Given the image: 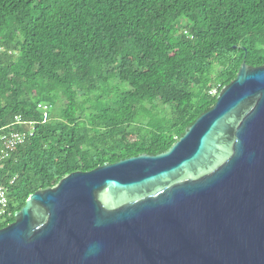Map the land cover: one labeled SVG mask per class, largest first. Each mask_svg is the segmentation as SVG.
<instances>
[{
  "label": "trees",
  "instance_id": "16d2710c",
  "mask_svg": "<svg viewBox=\"0 0 264 264\" xmlns=\"http://www.w3.org/2000/svg\"><path fill=\"white\" fill-rule=\"evenodd\" d=\"M243 62L264 67V0H0V134L33 128L0 230L72 173L167 151Z\"/></svg>",
  "mask_w": 264,
  "mask_h": 264
},
{
  "label": "water",
  "instance_id": "95a60500",
  "mask_svg": "<svg viewBox=\"0 0 264 264\" xmlns=\"http://www.w3.org/2000/svg\"><path fill=\"white\" fill-rule=\"evenodd\" d=\"M0 264H264V67L243 62L167 151L31 194Z\"/></svg>",
  "mask_w": 264,
  "mask_h": 264
},
{
  "label": "built area",
  "instance_id": "2783aa9c",
  "mask_svg": "<svg viewBox=\"0 0 264 264\" xmlns=\"http://www.w3.org/2000/svg\"><path fill=\"white\" fill-rule=\"evenodd\" d=\"M210 94L215 96L217 91L212 90ZM38 108L46 111L49 109V106L40 104ZM14 125H19L21 129L0 134V164L8 158L16 147L24 144L33 135L32 125L30 123L21 122L19 117L15 119ZM7 210L8 201L5 195V189L0 185V218L7 213Z\"/></svg>",
  "mask_w": 264,
  "mask_h": 264
},
{
  "label": "rangeland",
  "instance_id": "374dc122",
  "mask_svg": "<svg viewBox=\"0 0 264 264\" xmlns=\"http://www.w3.org/2000/svg\"><path fill=\"white\" fill-rule=\"evenodd\" d=\"M2 163V162H1Z\"/></svg>",
  "mask_w": 264,
  "mask_h": 264
}]
</instances>
